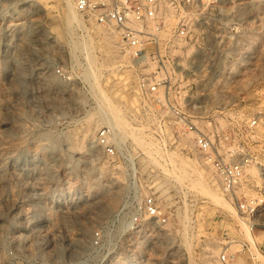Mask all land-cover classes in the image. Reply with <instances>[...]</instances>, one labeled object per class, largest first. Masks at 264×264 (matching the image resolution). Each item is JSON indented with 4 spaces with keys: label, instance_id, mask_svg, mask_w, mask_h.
Masks as SVG:
<instances>
[{
    "label": "rangeland",
    "instance_id": "rangeland-1",
    "mask_svg": "<svg viewBox=\"0 0 264 264\" xmlns=\"http://www.w3.org/2000/svg\"><path fill=\"white\" fill-rule=\"evenodd\" d=\"M72 3L69 27L65 0H0V264H108L120 244L115 213L150 194L169 214L159 239L170 264H264L262 228L167 102L208 116L226 158L250 157L236 194L264 211V0H196L152 95L138 79L155 62L136 63L112 28ZM102 94L126 127L97 120ZM103 127L118 144L112 157L96 141ZM97 231L109 232L100 256Z\"/></svg>",
    "mask_w": 264,
    "mask_h": 264
},
{
    "label": "built area",
    "instance_id": "built-area-1",
    "mask_svg": "<svg viewBox=\"0 0 264 264\" xmlns=\"http://www.w3.org/2000/svg\"><path fill=\"white\" fill-rule=\"evenodd\" d=\"M74 4L96 23L112 28L117 40L136 63L141 64L147 59L155 62L156 69L140 72L138 79L141 92L152 95L158 91L159 85L167 81L166 64L171 57L170 47L176 40L185 39L189 34L190 14L196 7V0H74ZM56 71L62 73L59 68ZM153 100L163 104L166 102L159 97ZM167 102L176 122L194 133L195 150L213 166L223 190L237 203L241 212L253 218V227L262 228L264 251L263 206L256 197L240 199L236 194V188L246 180L250 157L237 160L226 158L220 151L215 135L204 125L205 121L210 120L208 116L197 119L171 103L169 98ZM110 133L109 127L101 128L96 141L112 157L117 155L118 144L111 140ZM114 217L120 244L108 259V264H170L166 250H162V246L167 244L159 239L163 238L159 235L169 230V214L161 209L154 195L126 201ZM108 234L97 231L92 237V248L99 256L106 249ZM221 258L227 262L224 253Z\"/></svg>",
    "mask_w": 264,
    "mask_h": 264
},
{
    "label": "bare ground",
    "instance_id": "bare-ground-1",
    "mask_svg": "<svg viewBox=\"0 0 264 264\" xmlns=\"http://www.w3.org/2000/svg\"><path fill=\"white\" fill-rule=\"evenodd\" d=\"M68 6V11L65 14L66 16V23L69 24L71 21L75 20L74 18L76 17V10L73 7V3L72 0H65ZM79 20V19H78ZM76 21V20H75ZM72 23V22H71ZM69 27L71 26L70 24L68 25ZM86 28V27H85ZM87 30V29H86ZM85 30V31H86ZM115 35V34H114ZM91 42V41H90ZM74 43V41H73ZM72 43V44H73ZM74 45V44H73ZM85 45V44H84ZM83 45V46H84ZM88 46V45H86ZM120 46V45H119ZM75 48L77 47V45L75 44L74 46ZM74 48V49H75ZM86 48V47H85ZM123 49V48H121ZM85 50V49H84ZM89 50V49H88ZM89 52V51H88ZM88 57V56H87ZM90 63V62H89ZM93 64V63H92ZM91 70V68L89 69ZM91 71L86 70V74L88 76L92 75ZM98 92V91H97ZM102 93V92H101ZM102 100H101V105L97 111V115L96 118L98 121H102V122H108L111 124V127L115 130H120V128H124L126 127V121L123 118L120 109L108 98L106 97V95L101 96ZM95 120V119H94ZM89 123H92V119L88 118ZM115 133L117 134V132L115 131ZM203 176V175H202ZM204 177V176H203ZM186 224V223H185ZM243 224V223H242ZM248 228V227H247ZM246 228V230H247ZM251 228H253V226H251ZM250 230V228H248ZM248 232V230H247Z\"/></svg>",
    "mask_w": 264,
    "mask_h": 264
}]
</instances>
